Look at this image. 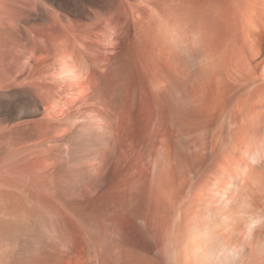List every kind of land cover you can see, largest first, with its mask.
<instances>
[{"label": "bare ground", "instance_id": "obj_1", "mask_svg": "<svg viewBox=\"0 0 264 264\" xmlns=\"http://www.w3.org/2000/svg\"><path fill=\"white\" fill-rule=\"evenodd\" d=\"M155 1L160 3L156 10L128 2L137 13L136 41L154 67L146 86L134 83L128 95L136 118L126 143L129 154L136 156L134 163L141 161L143 166L141 173L136 172L137 165L129 169L134 183L141 182L143 188L132 192L131 201L137 203L142 194L144 202L137 209L127 206L131 231L118 228L114 237L99 242L90 257L94 264H264V0ZM25 2L32 8L38 4L0 0L1 36L9 26L19 28L28 11ZM72 26L65 24L68 30ZM35 28L36 37L52 34L46 26ZM72 50L59 51L58 59L64 63L66 79L75 82L81 74L66 61ZM32 67L31 73L41 69ZM101 67L100 72L108 69L111 81L93 95L92 103L98 105L90 116L93 123L87 119L89 125L84 124L100 132L97 141L103 153H111L118 136L109 121V108L130 68L119 72L114 65ZM102 75L105 79L108 74ZM87 87L85 81L79 91ZM76 97L75 101L81 99ZM145 103L149 113L143 116ZM58 114L50 108L44 117L57 123ZM113 118L120 121L118 110ZM117 131L121 132L119 125ZM28 151L12 150L0 167V209L14 203L10 219L0 215V229L13 238L29 236L33 246L50 237L47 231L61 238L67 212L62 204L45 206L29 197L43 177L40 169L24 172L23 182L17 180V164H25ZM101 158L104 169L107 155ZM91 165L89 171L97 175V166ZM21 198L28 205L17 206Z\"/></svg>", "mask_w": 264, "mask_h": 264}, {"label": "rangeland", "instance_id": "obj_2", "mask_svg": "<svg viewBox=\"0 0 264 264\" xmlns=\"http://www.w3.org/2000/svg\"><path fill=\"white\" fill-rule=\"evenodd\" d=\"M129 1L138 2L142 9L151 7L156 10L160 7V3L155 0H37L35 8L25 2L28 16L26 14L21 18L19 28L9 26V32L0 35V167L12 150L31 149L26 154L25 164H17V180L23 182L26 179L24 172L40 169L43 177L29 192V197L45 206L62 204L67 212L61 225L60 240L47 231L46 236L50 237L37 243L38 247L36 244L32 246L29 236L22 237L26 240L22 245V239H18L20 237L15 239L0 229V264H94L90 254L100 246L104 237L111 239L118 228L131 231L127 206L132 204V192L143 188L141 182L134 183L129 169L134 164L137 165L136 172L141 173L143 166L140 165L141 161L134 163L136 156L129 154L126 143L136 118L128 95L134 83L146 86L154 67L147 62L146 49L136 41L134 16L137 13H132ZM70 23L73 24L72 30L65 28V24ZM35 26H46L52 34L36 37L32 31L36 30ZM52 38L56 39V45L51 42ZM71 48V57L66 61L76 73L81 74L75 82L66 79L68 73L63 71L64 63L58 59L59 51L69 53ZM41 53L44 55L41 56ZM38 57L41 58L37 60ZM17 64H20L19 67ZM38 65L41 69L31 73V67L38 68ZM97 65H114L119 72L130 68L118 98L109 108V121L113 126L116 125V129L111 126L118 136L111 153L110 150L103 153L104 147L97 141L100 132L85 126L89 125L88 122L93 123L90 116L94 113L93 109L97 108L95 106H98L92 103L93 95L99 94L112 77L107 68H104L105 72H100L103 67L99 69ZM102 74H108L107 78L104 79ZM85 81L88 87L80 92ZM89 84H93V89ZM69 94L74 97L77 95L76 99L85 96L81 104L78 101L80 98L77 102L74 97V103L69 104L72 103L68 100L71 97ZM50 108L59 111L60 122L45 118ZM117 110L121 116L118 123L113 120ZM148 113L149 105L145 103L141 114L144 116ZM42 118L47 121L44 123ZM117 125L121 130L119 134ZM123 147L127 150L121 151ZM128 154L129 159L126 158ZM106 155L103 169L101 157ZM118 155L121 157L118 158ZM93 159L97 160L96 163ZM91 164H95L98 172L103 173L91 174ZM27 181L31 184L33 177L29 176ZM135 200L132 207L137 209L144 202L143 195L140 194ZM19 203V207L28 205L22 198ZM13 204L11 208L6 205L9 209L5 207L4 211L0 209L3 211H0V215L10 219L14 212ZM125 238L128 240L129 236L126 234Z\"/></svg>", "mask_w": 264, "mask_h": 264}]
</instances>
